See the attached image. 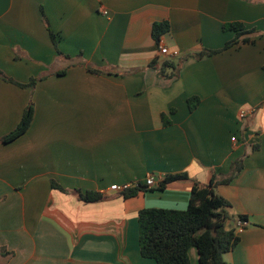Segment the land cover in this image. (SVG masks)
<instances>
[{
  "label": "crops",
  "instance_id": "obj_1",
  "mask_svg": "<svg viewBox=\"0 0 264 264\" xmlns=\"http://www.w3.org/2000/svg\"><path fill=\"white\" fill-rule=\"evenodd\" d=\"M232 22L252 40L194 56L234 39ZM189 54L177 76L159 72ZM0 71L14 80L0 78V264H158L141 254L139 212L185 210L195 181L237 161L215 190L233 223L248 224L224 258L264 264V0H0ZM30 103L27 131L4 140ZM181 172L189 178L158 188ZM150 175L154 185L126 196Z\"/></svg>",
  "mask_w": 264,
  "mask_h": 264
},
{
  "label": "trees",
  "instance_id": "obj_2",
  "mask_svg": "<svg viewBox=\"0 0 264 264\" xmlns=\"http://www.w3.org/2000/svg\"><path fill=\"white\" fill-rule=\"evenodd\" d=\"M226 29L236 31L235 38L226 43L220 50H203L194 54L196 57L211 55L224 51L240 42H249L252 39L247 36L241 23L232 22L225 25ZM167 21L156 22L153 26V36L159 41L161 36L168 32ZM51 36L56 42V35L51 31ZM174 56V55H173ZM189 55L178 58H169L161 61L159 72L166 77L172 78L178 75L181 65ZM158 62L154 61L153 66ZM90 72L101 73V69L91 65L87 66ZM171 72L167 73L168 70ZM0 78L14 81L0 71ZM39 78L33 77L27 84L15 82L20 86H34ZM200 98H189L190 109L193 110L199 103ZM34 105L30 103L23 113L17 127L4 137L11 141L24 134L29 128L34 117ZM163 118H165L163 114ZM168 123V120L165 119ZM242 162L237 161L232 170L223 176L213 174L208 183L194 182L188 207L185 210L146 208L139 212L140 224V250L144 257L154 259L158 264H191L190 249L196 247L199 252V264H228L224 258L225 253L232 250L240 240L236 233L235 221L229 212L231 203L218 194L215 190L219 184L230 183L240 172ZM186 172L167 174L164 176L159 189H164L167 184L188 179ZM52 187L66 191L59 183L53 181ZM146 190L148 185L138 184L131 188L126 196L136 194L137 190ZM80 198L86 202L102 199V194L95 191L81 192ZM247 220L243 215L238 216ZM236 220V218H235ZM232 223V224H231Z\"/></svg>",
  "mask_w": 264,
  "mask_h": 264
},
{
  "label": "built area",
  "instance_id": "obj_3",
  "mask_svg": "<svg viewBox=\"0 0 264 264\" xmlns=\"http://www.w3.org/2000/svg\"><path fill=\"white\" fill-rule=\"evenodd\" d=\"M160 50H161V53L163 54H172L174 56H176L179 53L178 50L170 51L166 46H161ZM244 114H245L244 112H241V116H244ZM233 139L235 140V137H233ZM154 183H155V177L153 175L148 176L146 180V184L148 186H152L154 185ZM132 186H133L132 183H125L122 185L114 184L111 186V189L115 191H126ZM247 224H248L247 220L236 217V220H235L236 233L239 234L240 232H242L245 229Z\"/></svg>",
  "mask_w": 264,
  "mask_h": 264
}]
</instances>
